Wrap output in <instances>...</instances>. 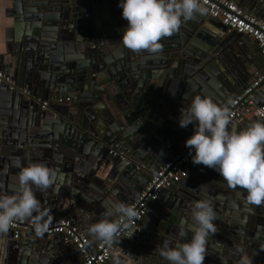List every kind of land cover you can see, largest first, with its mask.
<instances>
[{
    "label": "water",
    "instance_id": "1",
    "mask_svg": "<svg viewBox=\"0 0 264 264\" xmlns=\"http://www.w3.org/2000/svg\"><path fill=\"white\" fill-rule=\"evenodd\" d=\"M12 2L7 14L15 18L17 36L0 56V72L31 94L0 84L5 102L0 125L8 124L20 137L19 143L8 141L9 152L15 145L12 154L20 163L27 157L28 163L42 162L63 174L62 183L46 191L34 187V194L50 209L51 221L70 220L92 241L88 226L102 219L113 201L134 203L191 136L192 125L178 126L180 109L191 97L207 96L228 108L250 83L249 69L264 67L256 41L230 32L207 12L183 21L159 41L160 52L148 53L119 43L127 24L119 0ZM237 2L264 19V0ZM56 97L70 100L59 104L52 101ZM47 101L49 107L42 110ZM34 149L42 152L37 159L30 156ZM2 159L0 193L11 195L20 169L3 166ZM212 175L200 179L193 171L164 191L149 208L148 222L116 248L109 264H168L158 249L165 241H179L181 222L192 223L193 204L201 199L211 201L217 228L206 241L203 264H238L241 254L264 264V204L249 206L244 190ZM166 193L174 198L170 203L163 199ZM7 234L3 264H71L80 255L62 235L16 241L10 230Z\"/></svg>",
    "mask_w": 264,
    "mask_h": 264
},
{
    "label": "clouds",
    "instance_id": "2",
    "mask_svg": "<svg viewBox=\"0 0 264 264\" xmlns=\"http://www.w3.org/2000/svg\"><path fill=\"white\" fill-rule=\"evenodd\" d=\"M117 6L122 10V19L127 21L119 43L132 52L148 53L160 52L162 38L177 32L183 21L207 11L201 0H119ZM230 116L227 107L196 94L187 107L180 109L178 126H193L185 147L194 165L215 170L228 185L244 190L246 204L259 206L264 204V119L254 120L240 130L235 126L229 130ZM15 166L20 169L16 175V190L11 195L0 193V237L6 236L16 221L26 219L31 220L35 235L42 236L48 231L52 216L50 209L42 207L33 188L46 191L57 185V181L62 183L64 176L42 162L22 166L17 159ZM137 216L132 206L113 201L103 218L88 226L87 233L111 246L119 227L111 218L127 221L124 227H128ZM191 219L192 223L187 225L182 221L178 232L179 241H184L189 233L190 239L174 245L165 241L158 249L168 264H203L206 241L209 234L217 231L211 201H195ZM0 245H3L0 253L6 255V240L0 239ZM238 264H253V261L241 254Z\"/></svg>",
    "mask_w": 264,
    "mask_h": 264
},
{
    "label": "built area",
    "instance_id": "3",
    "mask_svg": "<svg viewBox=\"0 0 264 264\" xmlns=\"http://www.w3.org/2000/svg\"><path fill=\"white\" fill-rule=\"evenodd\" d=\"M203 7L207 9L208 15L220 21L230 32H236L247 36L259 45L261 55L264 58V20L242 8L232 0H201ZM0 84L8 85L11 91H21L23 95L29 96L28 88L20 89L13 79L6 73L0 72ZM69 98L56 97L52 101L63 103ZM50 102L41 104L42 110H46ZM231 113L229 130L235 126L236 129L245 121L252 119H264V67L254 73L252 81L244 92L238 95L228 107ZM116 156L117 153L111 152ZM194 164L188 155V149L183 145L164 167L156 171L151 181L147 184L137 200L130 204L137 211L128 227H124L127 221L118 218V234L111 246L98 242L93 247L91 239L73 224L70 220L61 219L51 221L49 229L44 234L48 236L62 235L64 240L74 246L81 257V264H109L112 261L116 248L133 237L142 228L150 206L157 202L160 195L182 181L189 179L193 173ZM13 239L16 241H28L34 233L31 220L16 221L10 228Z\"/></svg>",
    "mask_w": 264,
    "mask_h": 264
},
{
    "label": "crops",
    "instance_id": "4",
    "mask_svg": "<svg viewBox=\"0 0 264 264\" xmlns=\"http://www.w3.org/2000/svg\"><path fill=\"white\" fill-rule=\"evenodd\" d=\"M232 1L237 2V0H232ZM12 8H13V2H12V0H0V56L6 54L7 48H8V45H9L8 40L11 41L12 40V36H14V37L17 36L16 35L17 33L15 32L16 30L14 31L15 26H16L15 25L16 24L15 23V18L7 14L8 11H11L12 10ZM8 35H10V36H8ZM249 71H250V73L252 75H254V73H255L254 67H251L249 69ZM252 79H253V76L251 78V81H252ZM195 83H197V81ZM213 83L215 84L214 85L215 87H217V88L220 87L219 86L220 84L218 82H213ZM214 86H212L213 88L212 87L211 88L215 90V87ZM189 89L190 90H194V88L191 87V86H189ZM4 103H5L4 101H2V100L0 101V108L4 105ZM247 121H253V119L252 120H247ZM247 121H245L242 124L243 125L242 128H244V127H246V126L249 125L247 123ZM242 128H241V126H239L237 128V130H240ZM11 129L12 128L8 124H5V125L4 124H1L0 125V154H1L0 155V158H3L2 159L4 161V165L3 166H6V164H8L10 168H12L13 165H15L16 159H15V156L12 154V152H15L16 149H17V147L14 145L12 147V149H11L12 152H9L8 145L10 144V142H14V143H19L20 142L19 141V138H20L19 137V132H17L15 129H13V130H11ZM8 133H10V137L7 136ZM9 140H10V142H8ZM177 152H179V150ZM41 153L42 152H40L38 149H34L32 152H30V156L32 158L34 156V159H37V158H39L41 156V155H39ZM12 155H13V158H11V160H10V157ZM12 159H13V161H12ZM23 160L25 162H22L21 164H26L27 165L28 164V158L27 157H24V158H22V161ZM193 171H194V174H198V177H196V178H200V179H203L205 176H206V179H207L208 174H215V175H212V176H216V177L219 176L220 177V175L218 173H216L215 170L210 169V168H208L206 166H203V165H195L194 168H193ZM172 190H173V188H172ZM172 197L173 196L171 194H167L166 193V195H165V197L163 199L166 200L167 203H170L171 201L174 200V198H172ZM145 222H148V221H146V219H145V221L142 224V227L145 224ZM7 238H8V234H6V236L0 237V239H3V240H7ZM37 239H38V236H36L35 233H32L30 240L33 241V240H37ZM91 242L92 243L95 242V244H96L99 241H97V240L92 241V239H91ZM123 245L124 244H122L120 246H123ZM93 247H95V245H93ZM71 264H81V257H80V255L77 257V261L76 262H73L72 261Z\"/></svg>",
    "mask_w": 264,
    "mask_h": 264
}]
</instances>
